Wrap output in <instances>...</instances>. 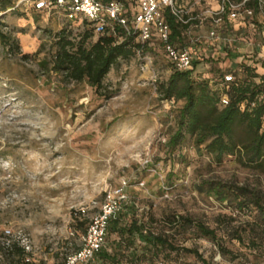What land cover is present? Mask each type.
Listing matches in <instances>:
<instances>
[{
  "label": "rangeland",
  "instance_id": "374dc122",
  "mask_svg": "<svg viewBox=\"0 0 264 264\" xmlns=\"http://www.w3.org/2000/svg\"><path fill=\"white\" fill-rule=\"evenodd\" d=\"M178 1L193 5L198 16L186 29L191 39L201 38L197 45L185 40L194 59L230 49L253 69L246 75L250 80L264 81V14H255L254 24L227 19L231 28L226 29L223 20L214 26L205 14L221 0ZM1 15L3 32L17 40L19 54L9 55L0 44V243L5 231L9 239L21 233L31 246L25 262L63 264L82 245L85 234L77 223L87 228L104 195L125 181L124 224L135 219L154 232L172 233L179 247L198 251L209 264H264L261 237L246 231L242 243L230 240L236 228L254 223V209L237 211L195 189L202 181H220L263 192L264 174L242 167L233 156L217 164L190 138L169 152L166 144L182 102L162 99L159 92L173 72L160 46L118 60L103 80L101 93L110 95L105 99L86 82H69L42 65L51 59L56 33L67 29L76 43L88 31L85 25L36 13L27 5ZM211 28L218 39L208 41ZM87 34V46L99 38ZM23 54L28 58L22 59ZM214 60H197L194 76L220 95L224 75L240 79L245 74L231 71L235 62ZM173 215L217 229L226 252L190 228L170 226ZM114 240L115 234L106 238L108 253ZM8 261L0 245V264ZM85 264L101 262L94 257ZM139 264L201 262L179 251L142 258Z\"/></svg>",
  "mask_w": 264,
  "mask_h": 264
},
{
  "label": "trees",
  "instance_id": "16d2710c",
  "mask_svg": "<svg viewBox=\"0 0 264 264\" xmlns=\"http://www.w3.org/2000/svg\"><path fill=\"white\" fill-rule=\"evenodd\" d=\"M124 2L127 5L134 3L133 0H124ZM14 4V0H0V15L10 11ZM165 18L171 31V43L177 47H184L185 40L189 42L185 35L187 26L177 24L169 14ZM222 20L226 29L231 28L226 16H223ZM250 20L246 22L254 24L253 20ZM4 27L0 17V44L9 55L19 54L17 40L10 34L4 33ZM114 31L111 35H100L95 43L87 46L85 42L90 31L85 32L75 43L70 39L69 31L61 29L53 36L54 52L51 59L47 63L43 62L42 65L46 69L49 67L56 74H62L69 82H86L101 96L103 80L118 60H128L137 51L144 53L150 51L151 46H160L156 36H153L149 43L141 44L135 36L125 37L120 27H114ZM221 33L224 36V33ZM120 38L123 40L118 43ZM28 56L23 54L21 58L27 59ZM214 57L218 60L234 62L239 55L230 49L220 48L213 51L212 57L204 56L201 57L202 59L193 57L191 70L172 72L167 82L162 84L159 90L162 99L182 102L177 115L176 130L170 136L166 147L170 153H173L190 138L197 147L204 146L207 155L217 164L226 157L233 156L242 167L264 174V81L256 83L246 76L253 72L249 65L240 63L236 66L231 63V71H241L245 76L224 85L223 93L227 95L229 103L220 109L219 94L211 92L207 81L196 80L194 76L197 62L210 58L214 60ZM102 96L105 99L110 98V95ZM195 189L198 193L213 196L216 201L225 203L237 211L254 209V223L245 225L240 230L236 228L231 232L230 240L242 243V232L246 233V231L264 240V191L220 181H202ZM123 217L124 214L120 211L108 223L104 244L95 254V258L101 264H123L125 258L129 259L130 264H139L142 258L155 260L160 254L179 251L193 255L201 264H209L198 251L179 247L174 234L163 230L154 232L135 219L124 224ZM84 224L85 222L77 223L85 234L87 228L83 227ZM170 224V226L178 225V228L182 229L190 228L197 235L211 240L220 253L226 252L222 244L223 239L218 236L217 229L188 217L174 215ZM112 234L116 235L117 240L113 241L112 252L108 253L106 238ZM136 242H139L138 246ZM3 250L9 257L8 264H36L24 261L27 255L16 243L8 248L3 247Z\"/></svg>",
  "mask_w": 264,
  "mask_h": 264
},
{
  "label": "built area",
  "instance_id": "2783aa9c",
  "mask_svg": "<svg viewBox=\"0 0 264 264\" xmlns=\"http://www.w3.org/2000/svg\"><path fill=\"white\" fill-rule=\"evenodd\" d=\"M14 1L15 4L10 11L27 5L36 13L48 17L54 16L69 24L80 21L90 33L96 36L114 34L116 26L122 29L125 37L135 36L141 44L149 43L152 37L156 36L173 72L189 71L192 68L193 54L191 50L186 46L181 48L171 43V31L165 17L169 14L177 24L190 28L192 22L198 18L193 15V5L187 8L181 5L178 0H133L134 3L128 5L124 0ZM205 14H209L208 18L214 26L221 23L223 16H226L229 21L246 22L255 14H264V0H221L215 11L207 10ZM186 31L185 35L190 44L196 45L201 42L199 36L191 39L189 31ZM215 39H218V34L215 29L211 28L206 40ZM119 40L118 43L123 38ZM222 41L228 42L226 38ZM147 60L150 63V59ZM234 80L232 75H224L221 86L224 88V85L233 83ZM228 103V97L222 91L219 95L218 108L222 109ZM126 186V182L123 181L116 190L104 195L98 213L90 219L80 249L66 257L63 264H85L94 259L95 254L104 244L110 219L122 211L128 202L125 193ZM10 234V231H5L0 245L8 248L11 244L16 243L28 256L31 253L28 239L21 233H18L16 238L9 239L11 238ZM26 262H30V260Z\"/></svg>",
  "mask_w": 264,
  "mask_h": 264
},
{
  "label": "crops",
  "instance_id": "0c3cea01",
  "mask_svg": "<svg viewBox=\"0 0 264 264\" xmlns=\"http://www.w3.org/2000/svg\"><path fill=\"white\" fill-rule=\"evenodd\" d=\"M234 62H235L234 65L238 66L240 63H242V58H237ZM243 63H246V62L244 61Z\"/></svg>",
  "mask_w": 264,
  "mask_h": 264
}]
</instances>
